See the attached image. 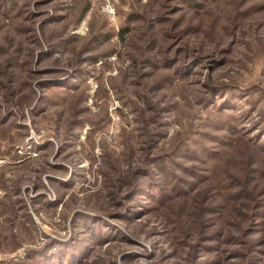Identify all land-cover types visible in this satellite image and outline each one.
<instances>
[{
  "label": "rangeland",
  "instance_id": "1",
  "mask_svg": "<svg viewBox=\"0 0 264 264\" xmlns=\"http://www.w3.org/2000/svg\"><path fill=\"white\" fill-rule=\"evenodd\" d=\"M51 20L58 22L44 27ZM127 26L131 32L119 35ZM71 39L73 44L52 52L53 45ZM0 50V116L6 118L0 123V262L23 264L29 250L78 237L89 248L81 264H125L130 254L137 257L128 264H187L190 216L222 205L227 191H205L212 187L205 179L189 203L179 194L163 207L143 200V207L157 209L122 221L124 196L148 157L169 155L186 141L197 151L205 146L220 153L215 160L200 154L203 163L178 160L200 176L216 169L222 182L224 172L244 180L238 167L250 161L264 172V155L252 144L222 147L210 139L229 136L224 126L244 128L251 137L258 134L254 124L264 128V0H208L204 10L179 0H0ZM178 50L180 59L195 51L203 62L177 77L162 63ZM78 69L88 75L74 79ZM64 80L71 83L63 89L40 85ZM218 85L246 94L235 101L237 110H216L220 119L206 126L210 109L224 101L219 97L204 107L209 87ZM250 110L241 124L233 118ZM159 133L166 137L154 146ZM257 184L252 186L264 190V180ZM162 185L171 193L170 179ZM235 210L232 205L210 221L207 212L202 218L216 225L210 230L220 229L227 227L225 218L237 220ZM80 215L110 227L95 219V236L79 235L90 221ZM231 233L237 239V229ZM108 236L117 239L101 244ZM260 238L264 227L249 240ZM223 248L245 252L241 246ZM59 249L55 245L51 253L58 256ZM223 264L247 260L233 257Z\"/></svg>",
  "mask_w": 264,
  "mask_h": 264
},
{
  "label": "trees",
  "instance_id": "2",
  "mask_svg": "<svg viewBox=\"0 0 264 264\" xmlns=\"http://www.w3.org/2000/svg\"><path fill=\"white\" fill-rule=\"evenodd\" d=\"M179 1L181 4H184L195 10H204L206 8V2H208V0ZM132 21H136V18L132 17L130 22ZM55 22H58V20H51L48 23L45 22L44 27L45 25L48 27V25H51ZM131 30L132 29L130 26L122 28L119 35L124 36L125 34L130 33ZM71 42L72 39L67 40L64 43L55 44V46L53 45L51 47V49H53L52 52H55L56 48L60 45H64L67 48L68 45L70 46L71 44H73ZM179 51L180 50H178L176 54L171 58L165 57L162 63V66L165 68L171 67L177 77L189 75L191 69L203 62V58H201L200 54L199 56H197L195 54V51L192 53V56L190 55L189 57V53H185L184 57L180 59ZM186 59L192 60L187 61ZM145 62L148 64V66L154 65V61L150 58H146ZM211 62L215 65H220V62H218V60L216 59H212ZM87 75V70L78 69L76 70L74 79H81ZM70 83L66 80L46 81L45 83H42L40 85L42 89H46L48 87H57L58 89H63L62 87L67 88L66 84ZM209 89L210 90L207 96V100L204 101V107L209 108V106H213L214 101L219 97L223 98L224 101L222 105L218 106L215 109V111L210 109L206 126H213L215 121H218V119H220L218 118V112L227 113V111L229 110H237L239 104H236L235 101L237 99L243 98L242 96L246 94L243 90H233L224 85L211 86L209 87ZM38 107L40 106L36 105L35 109H39ZM216 110H218V112H216ZM34 113L37 114L36 111H34ZM227 115L230 114L228 113ZM250 115L251 110L250 112L244 114V116H240V119L235 117L233 118L236 122L241 124L243 118L249 117ZM5 120V116H0V123H5ZM253 127L256 128L254 130L256 131V133H258L256 136H249V134H247L245 130H242L244 128H241L240 131H238L235 126H224L221 128L226 129L229 136H210V139H213L215 143L220 144L222 147H231L236 142L243 143L246 141L249 146L252 144V146L255 147L258 152L264 155V128L261 129L258 123L254 124ZM240 132H242V134H240ZM243 134L247 135L246 137H248V140H245ZM158 137L160 139H164L166 136L162 133H159L152 142L153 144L155 143L154 146L158 145ZM190 144L191 143L185 141L184 143H182V146H178L176 150L169 155L162 154L161 156L148 157V159L145 161V166L140 168L139 172L134 174L135 182H132L126 195L124 196V202H126V204L124 205V211L118 214L119 219L125 222H133L134 220H138L144 214H147L150 211H155L157 209L158 203H161L160 207L171 203L175 199L174 196L176 194L184 197L183 199H185L189 203V199H191L190 197H192V193H200V189L207 185H204V183L206 182H203V180L208 179L207 182H211L212 187H207L205 191L214 189L216 190V188L220 190L222 189V187H224L227 191V194L224 196L223 202L221 201L222 205H215L212 208H209L207 211L204 209V213L201 211L197 214V216H190V220L187 222L190 224H187L188 230L186 236L189 239L190 237L193 238V243L189 246L186 245L188 248H190L191 251L190 253H188V257L186 258L185 262L187 264H223L224 261L226 262L227 260L236 257L240 261L247 260V264H264V250H262V247L264 246V238H260L255 241L249 240L252 235L260 233V231H262L264 227V190H258V187L252 186L258 185L257 183H259V181L264 180L263 168L258 167V165L255 164L256 162L251 163V161L250 163L248 162L245 165L240 164V166L238 167V171L244 173V180H237L238 182L234 180V176H231L228 172H224V175H227L225 179H227H224L222 182L221 178H217L216 176V169L212 171L211 176L209 174H207V176H200L196 174V172L191 168H185L182 162H179L178 160H197L203 163L206 162V160H202L199 156L200 154L205 156L207 160H215L218 158V155L220 153L211 151L205 146H202V148H198L199 151H197V147ZM195 144H197V141L195 142ZM15 154L17 157H20L19 154ZM170 167L181 170V172H183L186 177H191L189 178L191 180H185L180 178L179 176H176L175 174H173ZM258 174H260L259 177H261V179H257L255 177ZM174 178L176 180L172 181ZM167 179H170L173 184L171 187V193H168V188L165 189L162 185V181H165ZM214 182L219 186H216ZM61 184L64 187H70L68 185L69 182H61ZM200 185H202L201 188H199ZM157 191L159 192L158 196L156 194ZM39 198L45 199L43 195H41ZM143 200H151L152 203H156V208L152 209L151 207L153 206L151 205L148 207H143ZM166 200H169L167 204L165 203ZM193 200L195 199L193 198ZM48 205L51 204L49 203ZM232 205L234 209H236L235 211L237 212V220L234 221L233 218H225L223 222L226 223L228 221L224 225L227 227L220 229L214 228V230L212 229V227H216V225L212 226L211 223H209L208 225L207 222L202 218L204 214L208 213L210 214V217H207V220L209 219L208 221H210L211 219L216 218L219 214H222L225 209H229V207H231ZM228 213L231 212H225L224 214ZM80 217L82 220L90 221L88 222V224H86L83 230L79 232V235L83 233H90L94 235L96 233L95 231H97L98 229H96V226L94 224L95 219L97 220V218L89 216L84 217V215H80ZM75 220L73 224H75ZM76 221L79 220L77 219ZM98 223L105 224V222H103L102 220H97L96 224L98 225ZM175 223L176 222H171V224L173 225ZM105 225L110 227L108 224ZM210 225L212 226L211 230L209 229ZM232 227L236 228L239 232L237 235V239L232 236ZM176 229L177 227L173 226L174 233L177 232ZM98 230H100V228ZM98 234L100 235V232ZM102 239L103 242L101 244H104L108 241L116 240L117 237L112 236L111 238L108 236ZM123 239L128 240L124 235ZM70 240L62 244L57 243V241L53 240L42 250H29L26 256V262H24L23 264H81L82 262H84V259L88 257V245L85 242V244L82 242L80 243V238L78 237L77 239L75 237H72ZM55 245L59 246L60 248L58 256H55L51 253V250L55 247ZM224 246H241L243 247L245 252H243L242 254L235 253L231 250L224 249ZM136 257L137 256L135 254H130L126 256L123 261L125 262V264H128L129 262H132L134 259H136ZM152 257L153 256H151V258ZM0 264L10 263L2 261L0 262Z\"/></svg>",
  "mask_w": 264,
  "mask_h": 264
}]
</instances>
